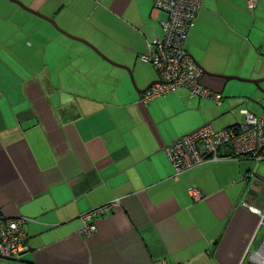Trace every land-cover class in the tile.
<instances>
[{
	"label": "crops",
	"instance_id": "crops-1",
	"mask_svg": "<svg viewBox=\"0 0 264 264\" xmlns=\"http://www.w3.org/2000/svg\"><path fill=\"white\" fill-rule=\"evenodd\" d=\"M18 1L129 68L138 90L156 81L139 59L162 37L151 0ZM247 1L200 0L184 45L195 64L264 80V0L253 10ZM203 83L220 106L182 89L141 104L126 70L0 0V219L49 200L25 218L29 250L0 264H241L264 238L245 206H264L254 176L264 178V162L222 150L176 174L165 150L203 125L243 123L242 110L260 114L264 81ZM115 201L93 234H81L84 214Z\"/></svg>",
	"mask_w": 264,
	"mask_h": 264
},
{
	"label": "built area",
	"instance_id": "built-area-1",
	"mask_svg": "<svg viewBox=\"0 0 264 264\" xmlns=\"http://www.w3.org/2000/svg\"><path fill=\"white\" fill-rule=\"evenodd\" d=\"M152 12L163 14L158 20L162 37L154 39L147 46V51L139 59L155 71L156 82L140 94L139 102L150 101L173 93L186 90L190 98L211 100L217 106L222 103L220 93L203 83L201 70L185 53L184 45L188 31L200 10V0H151ZM257 0H248L247 8L255 9ZM244 122L223 130H214L210 124L177 138L166 148L168 160L176 174H181L207 161H218L222 150H229L232 158H247L258 163L264 162V104L260 114L247 110L241 111ZM253 177L250 175L248 177ZM195 200L202 194L191 190ZM117 201L95 208L81 217V234L91 235L96 231L94 220L109 212ZM253 214L261 218L264 228V206L256 208L245 205ZM24 217L0 219V260H19L21 254L29 250L27 235L23 229ZM264 264V238L255 251L247 252L241 264ZM20 264V263H17ZM164 264V263H158Z\"/></svg>",
	"mask_w": 264,
	"mask_h": 264
},
{
	"label": "water",
	"instance_id": "water-1",
	"mask_svg": "<svg viewBox=\"0 0 264 264\" xmlns=\"http://www.w3.org/2000/svg\"><path fill=\"white\" fill-rule=\"evenodd\" d=\"M10 2L16 4L17 6H19L22 10H24L25 12L29 13V14H32L46 22H48L49 24L52 25V27L58 31L59 33L63 34L64 36H66L67 38L71 39V40H74V41H77V42H80L84 45H86L87 47H89L93 52H95L100 58H102L103 60H105L106 62L116 66V67H119V68H122L124 70H126L128 73H129V76H130V80H131V83L133 85V87L135 88V90L142 94L143 92H145L146 90H148L156 81L150 83L144 90H138L137 87H136V84H135V81L133 79V76L129 70V68L125 67V66H122V65H118V64H115L113 62H111L109 59H107L104 55H102L98 49H96L95 47H93L91 44H89L88 42L82 40V39H79L77 37H74L68 33H66L65 31H63L62 29H60L58 27V25L56 24V22L50 18H47L45 16H42L41 14L33 11L32 9L30 8H27L26 6H24L21 2H19L18 0H9ZM196 66L201 70L202 72V75L203 77H211V78H215V79H221V80H224V82H228V81H231V80H235V81H239V82H245V83H251L253 85H255L258 89H259V84L261 82H263L264 80H243V79H239L237 77H228V76H223V75H217V74H211L207 71H205L204 69H202L198 64H196ZM261 93L264 94V91L259 89ZM254 176L256 179H258L261 183H264V178L261 174L255 172L254 173ZM43 203H49V200L46 196L42 197L41 199L35 201V202H32L31 204H29L28 206H25L23 208V210L20 212L21 213V217H32L33 215V210L35 208V206H39ZM50 207H47L46 209H49Z\"/></svg>",
	"mask_w": 264,
	"mask_h": 264
},
{
	"label": "rangeland",
	"instance_id": "rangeland-1",
	"mask_svg": "<svg viewBox=\"0 0 264 264\" xmlns=\"http://www.w3.org/2000/svg\"><path fill=\"white\" fill-rule=\"evenodd\" d=\"M73 36V35H72ZM75 37V36H74ZM156 80V79H155ZM236 111L235 109L233 110V112Z\"/></svg>",
	"mask_w": 264,
	"mask_h": 264
}]
</instances>
